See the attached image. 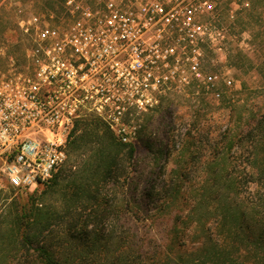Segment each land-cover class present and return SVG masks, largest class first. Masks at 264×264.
Wrapping results in <instances>:
<instances>
[{"label": "built area", "instance_id": "built-area-1", "mask_svg": "<svg viewBox=\"0 0 264 264\" xmlns=\"http://www.w3.org/2000/svg\"><path fill=\"white\" fill-rule=\"evenodd\" d=\"M220 1L64 0L63 20L19 19L23 56L0 61V194L49 185L80 119L98 117L132 144L139 127L127 119L167 91L196 83L220 98L221 77L203 68L218 33L205 18Z\"/></svg>", "mask_w": 264, "mask_h": 264}, {"label": "trees", "instance_id": "trees-1", "mask_svg": "<svg viewBox=\"0 0 264 264\" xmlns=\"http://www.w3.org/2000/svg\"><path fill=\"white\" fill-rule=\"evenodd\" d=\"M251 2L250 8L241 9L240 23L245 18L264 21L258 5L264 0ZM61 3L64 5V0ZM8 25L5 19L0 20V29ZM16 32L22 35L19 29ZM2 48L9 51L7 60L18 58L10 46ZM252 106H243L248 113L244 121L240 113V127L226 137V144L221 149L214 147L220 149L222 156L214 164L205 163L203 181H186L188 208L179 207L173 218L168 251H159L154 259L143 252L136 253L132 246H127L122 256L105 257L107 242L91 239L87 230L88 222L94 221L93 214L86 216L79 231L62 228V235L56 233L55 228L74 219L78 203L95 204L94 218L99 217L97 206L99 209L102 192H107V186L118 179V174L129 172L136 152V145L119 141L102 119L78 120L68 143V162L52 180L58 184L63 171L71 170L75 190L65 200L67 207L61 211L44 208L36 201L37 191L28 195H15L12 190L0 194L15 195V204L0 202V264H264V112ZM86 153L90 155L79 168L71 163L72 154ZM193 167L187 166L183 174L190 175ZM250 183L254 187L251 195H246ZM183 184L182 176L181 183L154 185L151 190L164 200L166 209L176 206L185 194ZM184 242L187 248L175 254L174 250L184 246Z\"/></svg>", "mask_w": 264, "mask_h": 264}, {"label": "rangeland", "instance_id": "rangeland-1", "mask_svg": "<svg viewBox=\"0 0 264 264\" xmlns=\"http://www.w3.org/2000/svg\"><path fill=\"white\" fill-rule=\"evenodd\" d=\"M251 5V0H221L214 17L205 18L214 23L218 33L213 41L203 46V68L207 73H217L221 77V97L207 93L193 83L183 89L167 91L155 108L127 119L139 127L137 140L132 143L136 145V152L129 172L118 174V179L107 186V192H102L99 209L97 206L99 217L94 218L95 204L78 203L74 208V219L55 228L56 233L62 235V228L79 231L86 216L93 214L94 221L88 222L87 230L91 239L96 237L102 243L107 242L105 257L122 256L127 246H132L136 253H145L150 259L156 258L159 251H168L173 218L180 206L188 208L186 181H203L205 163L211 161L214 164L220 159L226 137L239 129L241 117L244 121L248 113L244 111V105L245 109L253 105L264 112V21L245 18V22L240 23L241 9ZM258 5L264 16V4ZM50 14L58 20L66 17L61 0H0V20L9 22L7 28L0 29V48L10 46V51L14 49L21 59L25 43L24 37L16 32L18 20ZM4 50L9 54L7 48ZM0 61L2 65L7 64V57L0 56ZM226 78L232 80V85L225 83ZM89 155L72 154L71 163L79 168ZM192 165L195 168H190V175L183 174L186 167ZM70 171L68 168L63 171L58 184L51 182L50 186L40 188L35 194L36 201L48 210L61 211L67 207L65 200L75 190ZM182 176L185 194L181 195L178 206L165 209L164 200L151 189L168 182L181 183ZM253 187L250 183L246 195H251ZM45 189L47 191L43 193ZM149 192L153 193L149 195ZM14 196H1L0 202L14 203ZM105 210V214L100 212ZM186 248L184 242V246L176 248L174 253Z\"/></svg>", "mask_w": 264, "mask_h": 264}]
</instances>
